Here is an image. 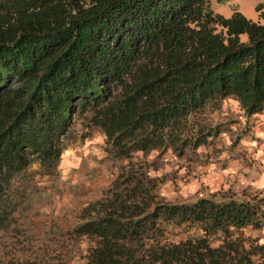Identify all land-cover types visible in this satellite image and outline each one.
I'll list each match as a JSON object with an SVG mask.
<instances>
[{
	"label": "trees",
	"instance_id": "trees-1",
	"mask_svg": "<svg viewBox=\"0 0 264 264\" xmlns=\"http://www.w3.org/2000/svg\"><path fill=\"white\" fill-rule=\"evenodd\" d=\"M255 8L257 20L211 0H0V231L52 190L73 138L100 134L112 164L103 194L56 223L61 257L0 264H264V185L165 197L156 165L219 156L238 120L220 116L226 100L240 131L264 111Z\"/></svg>",
	"mask_w": 264,
	"mask_h": 264
},
{
	"label": "rangeland",
	"instance_id": "rangeland-1",
	"mask_svg": "<svg viewBox=\"0 0 264 264\" xmlns=\"http://www.w3.org/2000/svg\"><path fill=\"white\" fill-rule=\"evenodd\" d=\"M259 1L211 0V6L225 16L237 9L246 17L257 20L255 5ZM237 113L232 100L223 103L220 116L226 114L238 120L224 126L225 131L218 139L219 156L206 159L198 155L199 164L189 156L166 154L156 158L158 173L165 177L157 188L159 194L186 198L217 189L233 193L244 186L264 185V111L254 115L252 123L241 131L245 119ZM236 135H239V141L233 143ZM72 140L61 159L60 174L54 180L52 190L34 196L25 208L21 225L11 231H0V261H20L33 257L35 252L48 255L59 250L61 257L65 235L56 223L63 225L66 218L72 217L73 211L103 194L112 164L104 160L102 136L94 131L82 145L74 138Z\"/></svg>",
	"mask_w": 264,
	"mask_h": 264
}]
</instances>
